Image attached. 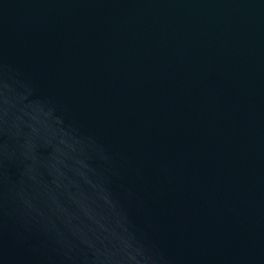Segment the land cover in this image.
Returning <instances> with one entry per match:
<instances>
[{
    "label": "water",
    "instance_id": "water-1",
    "mask_svg": "<svg viewBox=\"0 0 264 264\" xmlns=\"http://www.w3.org/2000/svg\"><path fill=\"white\" fill-rule=\"evenodd\" d=\"M0 264H264V0H0Z\"/></svg>",
    "mask_w": 264,
    "mask_h": 264
}]
</instances>
